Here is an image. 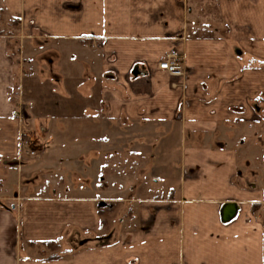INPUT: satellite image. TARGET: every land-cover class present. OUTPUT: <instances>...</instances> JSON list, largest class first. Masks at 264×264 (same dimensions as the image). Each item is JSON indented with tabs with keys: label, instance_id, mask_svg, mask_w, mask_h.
Segmentation results:
<instances>
[{
	"label": "crops",
	"instance_id": "0c3cea01",
	"mask_svg": "<svg viewBox=\"0 0 264 264\" xmlns=\"http://www.w3.org/2000/svg\"><path fill=\"white\" fill-rule=\"evenodd\" d=\"M214 1L215 13L194 0H0L1 22L18 24L0 31L3 165L25 167L24 121L49 116L20 117L30 100L24 65L41 74L44 52L53 57L51 77L36 81L59 84L57 63L78 65L84 77L69 83L71 102H85L84 115L99 109L111 123L127 122L130 138L150 145L140 148L160 150L159 164L155 154L150 164L159 186L143 184L147 173L132 175L148 196L131 199L109 238L100 209L106 197L90 191L98 181L87 172L89 154L29 164L24 176L43 167L75 176L48 192L25 187L20 170L16 190L0 191V264H264V0ZM168 51L181 55L184 76L158 68ZM40 126L47 133L48 124ZM109 186L118 201L120 184ZM227 202L237 211L222 221Z\"/></svg>",
	"mask_w": 264,
	"mask_h": 264
},
{
	"label": "rangeland",
	"instance_id": "374dc122",
	"mask_svg": "<svg viewBox=\"0 0 264 264\" xmlns=\"http://www.w3.org/2000/svg\"><path fill=\"white\" fill-rule=\"evenodd\" d=\"M194 1V5L198 4L204 9V11L202 10L203 12L215 13L216 4L214 0ZM1 21L6 20L0 14V31L5 33V35L6 32L14 30L18 25L16 21H8L6 25ZM191 33L207 34L208 31L197 30ZM220 33L223 34V30H221ZM16 43L20 45L19 41ZM16 43H13V45H17ZM13 45L12 47L14 48ZM49 57L53 58L48 52H44L41 53L38 58L42 64L40 67L41 74H39L40 70H37L36 64L34 65L35 69L31 70L30 73L27 67L28 64L25 63L24 65L25 76L23 78L25 81H29V84L23 85V96L26 100L27 98L30 100L24 103L23 108H21L20 117L23 120L24 116L26 117L28 113L31 115L33 113L37 115L48 113L49 116L41 117L40 119L30 117L24 121L27 123L23 125V132L21 133L20 156L22 158L21 164L25 167H22V169L19 168V170L16 168L11 169L3 165L5 162L0 159V191L6 190L7 193H12L16 190V182L20 170L24 173L21 177H25L23 179L25 187L28 182L36 183L33 189L41 192L50 191V187L56 186L60 180L66 182L69 178L74 180L73 177L75 176H57L53 174L52 172L56 171L54 170L56 167L49 170L44 167L40 168L34 176L24 175L25 171L28 170L27 167L29 164L37 162L42 158H51V161L55 163L54 166H56L60 164V159H65V162H69L71 158L79 157L81 155L80 153H84L82 151H85V155L89 154L86 159L88 165L90 166L93 164L87 172L89 176L98 181V185H94L95 189L90 191L106 197V200L102 201L104 205H101L100 209L104 212L102 217L106 224V226H104V237L109 238L112 235L110 231H115L118 226V221L126 217L131 199H142L148 196L143 190L138 192L142 184H140L141 182H136L133 177L137 176L138 172L143 175L147 173L145 174L146 176H144L143 184H146L151 189L156 188V185L159 186L151 180L150 172L152 170L154 171V169H156L155 165L157 166L159 164L160 150L156 148L157 146L154 147L152 145L148 148H140L141 145H145V143L147 146L150 145L147 141H141L142 139L139 141L130 138L133 137L134 134L129 132V124L127 122L122 120L119 123H111L108 119L101 117V110L99 111V109H97L98 111H93L92 114L88 115L87 113L84 115L85 102H80L77 96L74 97L75 99L71 102L68 93L66 94L67 90L72 86V84L70 86L69 83L72 80L79 83L81 78L84 77L81 74L82 69L78 65L75 68H68L67 61H59V63H57L59 65L57 70L61 71L65 78H63L59 84L54 83L53 85H48V83H44L40 79L36 81L37 76H41L44 73V77L50 79L51 74H49L50 71H48L47 68V60ZM31 73H34V78H31ZM30 92L33 93L32 97L29 96ZM31 100H33V102H31ZM81 103L82 109H80V106H73L74 104L81 105ZM31 104H33L34 107L33 111L30 108ZM44 124H48L47 133L41 131L40 125ZM145 135L147 138L149 137L147 134ZM150 137H152V135ZM78 147L82 148L78 149ZM31 152H33V155ZM154 154L158 157L154 162L155 165L152 166L151 169L150 164L153 163L151 162V157ZM83 165H85V163H83ZM163 167L168 168L169 166L164 165ZM117 172L120 176H109ZM57 174H59V172ZM76 179L77 178H75V180ZM111 180L120 184L118 201L115 200L117 198L116 196L112 197L111 195H107V191H114V193L117 191L115 187H105L111 185ZM129 183H131V186L135 187L132 188L134 191L128 189ZM112 205L116 206L111 212L109 209H112L110 207ZM49 246L56 247V244L52 243ZM55 250L57 249L53 251Z\"/></svg>",
	"mask_w": 264,
	"mask_h": 264
},
{
	"label": "built area",
	"instance_id": "2783aa9c",
	"mask_svg": "<svg viewBox=\"0 0 264 264\" xmlns=\"http://www.w3.org/2000/svg\"><path fill=\"white\" fill-rule=\"evenodd\" d=\"M158 68L166 71L172 77H182L185 75L181 55L176 51L166 52L159 60ZM31 154L33 155V152ZM261 210L264 212V206Z\"/></svg>",
	"mask_w": 264,
	"mask_h": 264
},
{
	"label": "water",
	"instance_id": "95a60500",
	"mask_svg": "<svg viewBox=\"0 0 264 264\" xmlns=\"http://www.w3.org/2000/svg\"><path fill=\"white\" fill-rule=\"evenodd\" d=\"M100 205H104L103 202L100 203ZM237 211V205L234 203H225L223 204L221 208V219L222 221H228L232 219ZM83 241L77 242V245L82 244Z\"/></svg>",
	"mask_w": 264,
	"mask_h": 264
}]
</instances>
